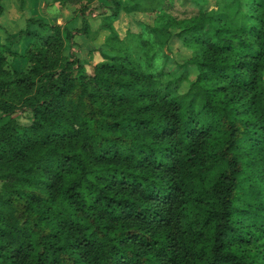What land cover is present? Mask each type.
I'll return each mask as SVG.
<instances>
[{"label": "trees", "instance_id": "1", "mask_svg": "<svg viewBox=\"0 0 264 264\" xmlns=\"http://www.w3.org/2000/svg\"><path fill=\"white\" fill-rule=\"evenodd\" d=\"M56 1L82 26L40 23L22 70L0 41V264H264V0H233L237 32H210L191 0L193 14L124 38L120 9L185 0H112L91 73L72 49L91 0ZM172 35L193 80L159 64Z\"/></svg>", "mask_w": 264, "mask_h": 264}, {"label": "rangeland", "instance_id": "2", "mask_svg": "<svg viewBox=\"0 0 264 264\" xmlns=\"http://www.w3.org/2000/svg\"><path fill=\"white\" fill-rule=\"evenodd\" d=\"M95 0H91L90 4L87 6L90 12V19L93 21H99L100 22V17L104 13H108L107 5L102 4L100 2H94ZM158 1V0H157ZM197 2L201 7L202 10L201 12L212 18V22L214 26L207 27V29L212 32L213 29L219 25H223L226 29L227 32H237L239 31V26H240V20L242 18L241 13L239 10H237V4L233 0H194ZM20 2V1H19ZM94 2V3H93ZM34 2H31L33 4ZM93 3V4H91ZM7 4V0H3V5ZM36 4V3H35ZM146 4V3H144ZM69 5V4H68ZM69 7V6H65ZM75 7V6H74ZM78 7V6H77ZM64 8V7H62ZM147 9L150 10L151 8L147 6ZM196 11L195 5L192 3L191 0H185L184 2L180 1H175L174 7H170L167 9H163L162 12H133V13H127L124 10L120 9L119 12L117 13L115 19H117L114 24L115 27L117 28L119 34L121 35L120 38H124L126 35V30L128 28L132 30H137V22H143L145 24H159V25H165L164 20L161 18L162 14L169 13L170 15L176 17V18H185L186 16H189L193 14ZM31 14L38 15V9L30 8ZM112 10L109 12L111 14ZM108 17V16H107ZM39 20L33 21V23L30 25L29 29L34 30L35 28H40L39 32H42V27L40 23L47 24L45 23V20H42L41 18H38ZM95 23V22H94ZM104 25V24H103ZM171 31L174 33L175 28L170 27ZM1 36H4L1 33ZM102 37H98L97 34L95 35V45H99L98 43L102 42ZM30 37L26 36L25 42L23 40V43L21 45V49L23 46L26 45L27 40H29ZM7 44H14L13 41H8ZM125 43L128 44V50L131 56L134 57H139L140 53L142 50H139L138 46L139 43L137 40L133 39H128ZM102 45V44H101ZM100 45V46H101ZM102 49H97L94 50L92 53V57L86 56L85 60L86 62L92 61L97 62V61H102V51H105V47L102 45ZM74 50H77L76 47ZM73 50V52H74ZM163 50L166 51L167 58L163 61V59L159 60V64L164 63L165 69L169 71L172 75L178 76L184 71L189 72V80H193L196 75V69L193 65L189 63V59L191 57V49L185 47L180 40L172 35L169 38V41L167 43V46L163 47ZM97 51V52H96ZM83 56V57H85ZM101 56V57H100ZM88 71H90V66ZM188 80V81H189ZM188 81L183 83V88L185 89L188 86ZM18 123L24 124L29 122L30 118V113L25 112H17L13 115Z\"/></svg>", "mask_w": 264, "mask_h": 264}, {"label": "crops", "instance_id": "3", "mask_svg": "<svg viewBox=\"0 0 264 264\" xmlns=\"http://www.w3.org/2000/svg\"><path fill=\"white\" fill-rule=\"evenodd\" d=\"M95 1L100 2L102 4L103 3L106 4L108 6L106 9L108 13H104L103 15L99 16L100 22L93 21L92 23L91 22L92 20L89 17L90 12L88 10L85 16V20L87 21L88 24L87 33L75 34L73 38L74 46L72 49L74 50L76 47L77 50H74V53L79 59L83 61L87 73H91L92 66L100 62V61L94 63L92 61L86 62L85 58L86 56L92 57V53L94 52V50L103 48L102 45L104 44L106 37L109 35V30L106 26V22L109 19L107 18V16L110 15L109 12L111 11L109 5L111 6L113 3L112 0H95ZM116 1H119L122 5H128L131 3L130 0H116ZM31 2L34 3L31 4ZM1 5L3 10L2 13L0 14V41L6 43L7 42L6 39H8V41L11 40L14 42V44L10 42V45L19 55L13 62V65L15 68H17V70H22L25 67L26 62L22 59V54L24 52L27 43L31 39L30 36H32L34 33H39L40 31L39 27L35 28L34 30L29 29L30 25L34 21L32 19L39 20L38 18H41L42 20H45L46 21L45 23L47 24L66 25L70 29L80 28L82 26L83 17L77 12L76 10L77 6L74 7L73 5H61L56 0H7L6 5H3V0H1ZM65 6H69V7L65 8ZM30 8L38 9L39 14L38 15L31 14ZM109 20L111 21L110 23L113 26V28L121 37L114 24V22L117 19L111 18ZM24 30H27L29 35L19 34L21 31ZM1 33L4 36H1ZM96 34L98 37L103 36L101 39L102 42L98 43L99 45H95L96 43L94 38ZM26 36H29L30 39L27 40L26 45L23 46L21 49V45L23 43V40L25 42ZM89 66H90V71H88L89 69H87L89 68Z\"/></svg>", "mask_w": 264, "mask_h": 264}]
</instances>
